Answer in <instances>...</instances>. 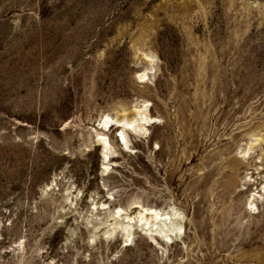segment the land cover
Masks as SVG:
<instances>
[{
	"label": "rangeland",
	"instance_id": "rangeland-1",
	"mask_svg": "<svg viewBox=\"0 0 264 264\" xmlns=\"http://www.w3.org/2000/svg\"><path fill=\"white\" fill-rule=\"evenodd\" d=\"M0 264H264V0H0Z\"/></svg>",
	"mask_w": 264,
	"mask_h": 264
},
{
	"label": "bare ground",
	"instance_id": "bare-ground-1",
	"mask_svg": "<svg viewBox=\"0 0 264 264\" xmlns=\"http://www.w3.org/2000/svg\"><path fill=\"white\" fill-rule=\"evenodd\" d=\"M133 113L137 114L138 116V114L140 113V109L135 107ZM151 119L152 117H148L146 115L144 117H141V116L135 117L128 121L108 119L105 121V125L107 126L108 124H110L112 126L114 124H117V126L120 127V129L118 130L119 140L122 144L123 143L127 144L128 143L127 130H131L132 128H142L144 125L148 124L149 121H151ZM101 122L102 121L99 122V125H101ZM98 135H99L98 140L103 145L101 153L103 154V158H102L103 166L104 168H106L107 166L106 161L110 158L109 156L110 142L106 134L99 133ZM120 137L122 140L120 139ZM121 210L122 209H119V211H117L116 213L121 215L120 213ZM178 217L180 216L178 215V212L176 209L175 211L173 210L166 211V210H161L158 208L145 207L143 210H141L138 213L137 216L125 215L122 222L118 224L115 223L113 227L111 228V230H108V231L115 232L118 229H121V231H125L126 232L125 244H129L128 241L131 239V236L135 229V225L137 226L142 225V229L146 230V232L150 234V236L163 237L167 241L168 239H172V235L180 231L181 228L183 227L180 223H177V221L175 220Z\"/></svg>",
	"mask_w": 264,
	"mask_h": 264
},
{
	"label": "water",
	"instance_id": "water-1",
	"mask_svg": "<svg viewBox=\"0 0 264 264\" xmlns=\"http://www.w3.org/2000/svg\"><path fill=\"white\" fill-rule=\"evenodd\" d=\"M101 155H102V153H101Z\"/></svg>",
	"mask_w": 264,
	"mask_h": 264
}]
</instances>
